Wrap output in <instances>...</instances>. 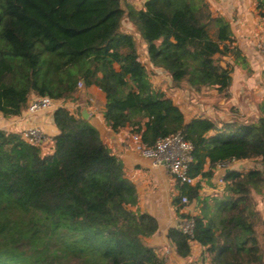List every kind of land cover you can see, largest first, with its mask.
<instances>
[{
	"label": "trees",
	"instance_id": "trees-1",
	"mask_svg": "<svg viewBox=\"0 0 264 264\" xmlns=\"http://www.w3.org/2000/svg\"><path fill=\"white\" fill-rule=\"evenodd\" d=\"M256 2L264 18V0ZM125 20L172 87L216 88L227 97L229 71L218 72L213 57L226 51L229 24L202 19L187 0H146L142 9L126 0H0V114L19 116L31 95L74 101L81 83L104 93L102 115L112 130L137 126L147 145L182 133L193 146V178L211 177L219 163L258 161L260 168L224 174L218 219L181 214L193 221L192 235L175 226L166 239L181 258L196 242L207 264H264V213L252 196L264 194V104L262 116L220 127L200 118L185 123L153 91ZM52 123L49 153L0 129V264H167L145 241L157 232L156 219L135 208V186L80 108H56ZM199 187L180 184L177 211L182 197L198 199Z\"/></svg>",
	"mask_w": 264,
	"mask_h": 264
},
{
	"label": "crops",
	"instance_id": "crops-1",
	"mask_svg": "<svg viewBox=\"0 0 264 264\" xmlns=\"http://www.w3.org/2000/svg\"><path fill=\"white\" fill-rule=\"evenodd\" d=\"M145 1L134 0V2H130V5L135 9H142ZM187 2L202 19L207 15L212 18L220 16L229 24L230 40L221 45V47H225L226 51L213 57L214 65L219 60L216 67L218 72L224 69L229 71L230 85L227 97L219 94L216 88H202L200 91H193L186 87H172L169 75L163 70L152 68L145 53L148 65L145 69L153 91L162 92L169 98L183 113L185 123L200 118L215 122L220 127L223 122L241 119V117H214L211 114V103L208 102L209 99L204 94L223 96L232 106L237 103L236 95H240L238 99L245 101L242 105H253V108L256 109L253 116H262L260 108L264 104V63L257 50V45L264 32V18L256 7V0H187ZM125 25H128L132 30L131 24L126 20L123 21V26ZM125 32L131 33L130 31ZM131 34L133 36V33ZM142 45L146 49L144 42ZM74 96L76 100H66L61 103L71 113L76 112L77 108H80V114L83 109L86 110L87 120L99 132L102 143L122 164L125 177L135 186L138 197L135 208L151 215L158 223L157 232L147 238V243L166 256L167 264H207L209 256L206 248L196 242L191 243L190 255L187 258L178 257L174 247L166 239L167 229L177 226L184 220L179 217L181 214L188 216L204 214L206 219L209 217L218 219L222 210L217 203L225 194V181L221 185L218 183V179L223 178L224 174L230 170L247 171L252 169L251 160L231 163L228 167L229 170L226 171L215 166L211 177H197L196 183L200 186L198 199L192 200L189 205H185L177 211L173 204V198L178 196L180 184L170 175L165 165L154 166L151 161L142 158L133 149L131 136L137 126L126 124L117 130H112L102 115L105 103L104 93L95 86L85 90L81 89ZM258 96H260L259 100L256 98ZM250 99L252 100L250 101ZM145 121L146 118L141 121V124ZM30 125H38L42 128L47 137L42 149L50 152L51 138L57 133L52 123V113L38 112L27 115L24 109L19 116L15 117L7 118L0 114V129L7 132L17 133L21 127ZM208 169V161H206L204 171ZM252 196L255 202L261 203L264 200V194L253 192ZM256 210L261 214L264 213L258 205ZM168 259L171 261L170 263Z\"/></svg>",
	"mask_w": 264,
	"mask_h": 264
},
{
	"label": "built area",
	"instance_id": "built-area-1",
	"mask_svg": "<svg viewBox=\"0 0 264 264\" xmlns=\"http://www.w3.org/2000/svg\"><path fill=\"white\" fill-rule=\"evenodd\" d=\"M257 50L264 63V32L261 35ZM78 89L82 88V84L78 83ZM92 102V100H90ZM58 107H65L61 101H56L48 96L31 95L25 112L27 115H32L38 112L52 113ZM66 108V107H65ZM17 133L20 137L31 145H41L47 140L46 134L38 125H30L21 127ZM133 149L142 157L151 161L152 165H165L168 172L180 184L195 185L196 178L189 175V167L193 162L191 142L187 141L180 132L171 134L167 137L158 139L153 145L144 144L141 141L139 134L134 133L131 136ZM237 161L219 163L216 167L220 170H229V165ZM218 183L223 185L222 177L218 179ZM181 203L186 205L188 200L182 197ZM186 235H192L193 221L184 219L177 225Z\"/></svg>",
	"mask_w": 264,
	"mask_h": 264
},
{
	"label": "rangeland",
	"instance_id": "rangeland-1",
	"mask_svg": "<svg viewBox=\"0 0 264 264\" xmlns=\"http://www.w3.org/2000/svg\"><path fill=\"white\" fill-rule=\"evenodd\" d=\"M126 1H128L129 4H130L131 1L134 2V0H131V1L130 0H126ZM122 27H123L124 31H130L131 33H133V37H134V39H135V41L137 43L138 59L143 64L144 67L148 66L147 63H146V54H145L146 53V49L143 48L142 41L140 39L139 34L136 31H134L133 29L132 30L129 29L128 25H125V26H122ZM217 62H219V60ZM217 62L215 63V67H217V64H218ZM148 72H149V74H151L150 71H148ZM161 75L163 76V74H161ZM204 96H206V98L209 99L208 102L211 103V107H212L211 114L214 117H241V119H246L247 117H252L253 114L256 113V109L253 108V105L252 106H248V105L244 106V105H242L245 101H241L240 99H238L240 95L239 96L236 95L238 104L235 102L236 103L235 106H232L230 102H227V99L224 98L223 96L216 97L215 94H204ZM256 98H257V100H259L260 96H258ZM251 100L252 99H250V101ZM221 119H224V118H221ZM44 143L42 144V146L44 145ZM44 153H49V152L44 151ZM250 163H252L251 167L260 168V165H259L258 161L251 160ZM255 203H256V208H257V205H258L259 209H262V211H264V209H263L264 208V200H262L261 203L258 202V201L255 202ZM186 205H189V202L186 203ZM145 241L147 243V239H145ZM167 258H168V255H167ZM168 261H169V263L171 262L169 259H168Z\"/></svg>",
	"mask_w": 264,
	"mask_h": 264
},
{
	"label": "water",
	"instance_id": "water-1",
	"mask_svg": "<svg viewBox=\"0 0 264 264\" xmlns=\"http://www.w3.org/2000/svg\"><path fill=\"white\" fill-rule=\"evenodd\" d=\"M81 117L84 118V119H87V112H86L85 109L82 110Z\"/></svg>",
	"mask_w": 264,
	"mask_h": 264
}]
</instances>
